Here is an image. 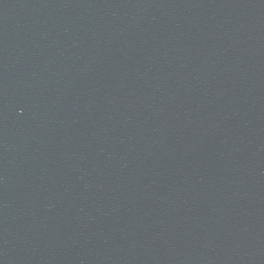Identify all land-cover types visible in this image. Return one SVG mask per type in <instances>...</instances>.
I'll return each mask as SVG.
<instances>
[{
    "label": "water",
    "instance_id": "1",
    "mask_svg": "<svg viewBox=\"0 0 264 264\" xmlns=\"http://www.w3.org/2000/svg\"><path fill=\"white\" fill-rule=\"evenodd\" d=\"M0 264H264V0H0Z\"/></svg>",
    "mask_w": 264,
    "mask_h": 264
}]
</instances>
